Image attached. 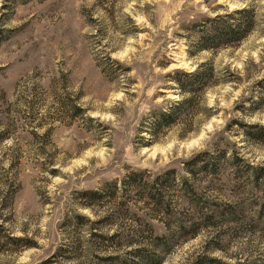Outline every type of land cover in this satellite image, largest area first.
<instances>
[{
    "label": "rangeland",
    "instance_id": "374dc122",
    "mask_svg": "<svg viewBox=\"0 0 264 264\" xmlns=\"http://www.w3.org/2000/svg\"><path fill=\"white\" fill-rule=\"evenodd\" d=\"M237 10L247 36L199 51L206 22L233 26ZM196 71L212 77L190 96L181 83ZM261 82L264 0H0V264H43L71 242L80 264H264V184L245 174L264 169V142L248 136L264 127ZM134 172L168 174V212L107 197L84 208L80 194ZM181 180L213 225L161 250L152 235L199 212Z\"/></svg>",
    "mask_w": 264,
    "mask_h": 264
},
{
    "label": "trees",
    "instance_id": "16d2710c",
    "mask_svg": "<svg viewBox=\"0 0 264 264\" xmlns=\"http://www.w3.org/2000/svg\"><path fill=\"white\" fill-rule=\"evenodd\" d=\"M239 16L237 19H234V16ZM230 20H232L234 23L233 26H228L227 28H222L224 25L220 21L210 20L206 23L208 24L207 27L202 28L201 30H204L203 32V38L198 41L197 47H199V51H202L204 49H214L219 48L220 46L228 45L234 41L239 42L242 41L250 31L252 26V19L249 10H237L234 11L231 15H226ZM222 24V26H220ZM192 79H190L189 82L181 83V88H187L184 90L185 92H188L191 96V94H195L198 91H200L205 85L209 82L208 80L211 79V75L205 71V73L199 74L197 71L191 75ZM196 87H195V85ZM201 85V86H200ZM259 89H262L261 96L258 98V100L254 101L255 103L260 102L264 100V82L259 83ZM192 97H188V99L181 101L177 103L174 108L170 109L168 112H164L161 115L156 116L155 122L152 124L153 131L152 134L155 135L156 131H159L160 128H170L173 127L179 118V116L182 114L183 109L186 108L191 103ZM251 129V128H250ZM255 130L253 132H249L248 136L254 139L258 142H264V127H256L254 126ZM251 171L252 174H250L251 177H249L254 183H263L264 184V169H249L246 168L245 174L249 173ZM166 174L164 176V179H156L154 181H144L143 179V172L140 173H131L127 177H125L121 182L120 187H108L103 192L102 191H90V192H84L80 194V197L85 200L84 208L86 209H92V206L94 204H99L105 200V198H109L110 201H113L110 205L113 203H116L118 205L122 204L125 205L126 201L136 200L138 201H145L150 204V202L153 204L155 208H160L163 211H169L168 208H171V200L169 195V189L172 185V182L169 180V176ZM181 184H179L180 190L182 191V195L184 196L185 200L188 202V204L193 206L194 213L196 209L199 211L197 212L196 218L190 223L186 224L182 221H177L176 224L172 226V228L167 227V234L162 236H153L152 233V241L156 243L157 248H161V250L166 249V246L169 242L172 241L174 243L175 241L181 242L184 235L191 234L192 238H194L198 231L202 230L203 228L208 227V225H213L211 223L212 216L204 213L203 208H197L199 206L198 204V196L195 195L196 193L193 192L192 189L189 188L188 183L184 180H181ZM109 201V202H110ZM100 202V203H99ZM144 203V202H143ZM131 204V203H129ZM134 204V203H133ZM118 210H121V208H118ZM116 210L115 212H118ZM113 216V214H111ZM75 219L77 221L83 220V221H90L87 218L83 216L76 215ZM93 229V228H92ZM103 235H95V233H92L90 237H96L98 239H103L104 241H113L118 237V231L116 234L112 236H103ZM151 238V237H150ZM136 242L135 240H131L129 242L128 246H131ZM83 245L81 242H71L69 245L64 246L57 250V252L52 255L50 258H48V261H45L43 264H61L59 258H65L66 260L70 261H77L79 257L77 255V250L79 249L80 245ZM89 244V243H88ZM90 245L86 246V249H88ZM166 251H164L165 254ZM141 257V256H140ZM71 264V263H69ZM77 264H80L78 262ZM156 264H161V262H158Z\"/></svg>",
    "mask_w": 264,
    "mask_h": 264
}]
</instances>
